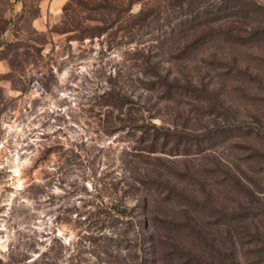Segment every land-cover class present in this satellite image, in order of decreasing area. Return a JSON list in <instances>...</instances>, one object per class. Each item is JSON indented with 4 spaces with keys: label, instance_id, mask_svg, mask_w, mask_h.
Segmentation results:
<instances>
[{
    "label": "rangeland",
    "instance_id": "1",
    "mask_svg": "<svg viewBox=\"0 0 264 264\" xmlns=\"http://www.w3.org/2000/svg\"><path fill=\"white\" fill-rule=\"evenodd\" d=\"M0 264H264V0H0Z\"/></svg>",
    "mask_w": 264,
    "mask_h": 264
},
{
    "label": "trees",
    "instance_id": "2",
    "mask_svg": "<svg viewBox=\"0 0 264 264\" xmlns=\"http://www.w3.org/2000/svg\"><path fill=\"white\" fill-rule=\"evenodd\" d=\"M194 17L197 18V15L195 13L193 14L192 17H190V19H192V21H195L196 19ZM198 24L201 25L202 22L200 21ZM150 84L146 85L145 87L146 90L152 91L155 89H163L162 92H163V95H165V98H169L173 94H177V92H179V90L182 88L180 86H175L174 84L167 83L166 81H160V83H157V87H154L153 84L151 85ZM100 98L102 100L101 106L108 107L106 109L107 114L104 117L105 126L115 128L119 124H123L124 121H127L126 119H123L122 117L114 118L113 113L119 112V114H122V111L124 110L126 105H128L129 103H132L130 98H128L125 94L114 91V90L112 91L109 90V91L104 92V94L101 95ZM129 109L131 110L132 108H129ZM115 130H118V129L115 128ZM135 130L136 132L139 133V136L135 139L136 147H134L135 148L134 150L138 151L137 154H143L145 158L146 156H149L153 153H157L158 151L171 152L173 150H177V148L179 147L178 144L183 143V142H180L181 136H179L175 140L174 147H171V149H168V146L174 141V139L172 138L173 135L170 133L169 129L161 127V126L146 124V125L135 127ZM199 143L200 142L196 140L195 138L193 139L186 138V143L184 147L187 148L186 150H190L192 147L198 146ZM119 206L122 207L123 205H119ZM112 212L114 216H112L111 214L107 215L106 218H109L108 220H112V218H116V215L123 216L125 214L124 210H119L116 207H113ZM104 222L105 221L102 220V223Z\"/></svg>",
    "mask_w": 264,
    "mask_h": 264
}]
</instances>
